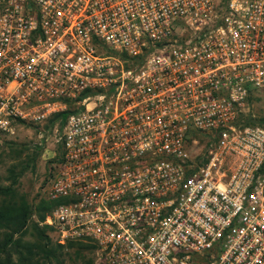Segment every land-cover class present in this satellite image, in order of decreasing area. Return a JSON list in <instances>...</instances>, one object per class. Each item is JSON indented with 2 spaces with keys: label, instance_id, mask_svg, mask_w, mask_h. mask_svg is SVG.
<instances>
[{
  "label": "built area",
  "instance_id": "built-area-1",
  "mask_svg": "<svg viewBox=\"0 0 264 264\" xmlns=\"http://www.w3.org/2000/svg\"><path fill=\"white\" fill-rule=\"evenodd\" d=\"M261 89L264 0H0V136L71 110L44 223L101 264H264Z\"/></svg>",
  "mask_w": 264,
  "mask_h": 264
},
{
  "label": "rangeland",
  "instance_id": "rangeland-1",
  "mask_svg": "<svg viewBox=\"0 0 264 264\" xmlns=\"http://www.w3.org/2000/svg\"><path fill=\"white\" fill-rule=\"evenodd\" d=\"M244 110V116L255 122L264 119V89L256 90L251 95ZM46 125L37 129L24 126L14 136H0V185H13L17 193L31 206L33 215L23 233V239L29 243L38 239L34 223H38L39 229L45 224L44 221H39L36 209L39 202L48 200L47 188L57 170L61 153L60 125L52 127ZM14 167H16L14 176L17 179L15 183L14 176L10 173V169ZM44 230V235L41 236L43 241L50 238L57 242L51 228ZM67 250L63 264H101L95 258L94 250L83 249L76 253L75 248ZM13 260L14 264H20L15 254Z\"/></svg>",
  "mask_w": 264,
  "mask_h": 264
},
{
  "label": "trees",
  "instance_id": "trees-1",
  "mask_svg": "<svg viewBox=\"0 0 264 264\" xmlns=\"http://www.w3.org/2000/svg\"><path fill=\"white\" fill-rule=\"evenodd\" d=\"M251 96L248 97V101ZM70 109L51 116L47 121V127H52L58 121V125L63 127ZM244 124H264L255 122L251 118L242 116ZM59 159V158H58ZM14 169L10 173L14 176ZM17 179L14 176L13 183ZM58 201L50 200L41 201L37 205L36 214L40 222L44 221L48 212ZM33 215V210L28 202L20 196L13 185H0V264H14L13 255L15 254L20 264H63L64 254L67 248H75V253L83 249L94 250V245L83 242H68L60 244L53 242L50 238L43 241L44 228H38V223H34V229L37 231L38 239L29 243L23 239V233L26 231L29 221ZM50 228V227H49ZM68 251V250H67Z\"/></svg>",
  "mask_w": 264,
  "mask_h": 264
}]
</instances>
